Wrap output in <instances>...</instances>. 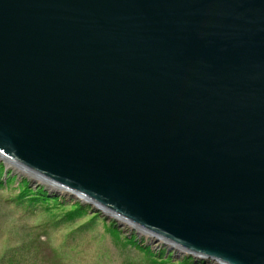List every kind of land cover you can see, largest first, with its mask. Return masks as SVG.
Listing matches in <instances>:
<instances>
[{
	"label": "water",
	"instance_id": "water-1",
	"mask_svg": "<svg viewBox=\"0 0 264 264\" xmlns=\"http://www.w3.org/2000/svg\"><path fill=\"white\" fill-rule=\"evenodd\" d=\"M0 154L195 256L264 264V0H0Z\"/></svg>",
	"mask_w": 264,
	"mask_h": 264
},
{
	"label": "rangeland",
	"instance_id": "rangeland-1",
	"mask_svg": "<svg viewBox=\"0 0 264 264\" xmlns=\"http://www.w3.org/2000/svg\"><path fill=\"white\" fill-rule=\"evenodd\" d=\"M0 162L4 165L1 176L4 183L6 178L16 177L9 181V185H0V264H172L159 257L153 261L154 257L149 256L145 249L126 243L124 234L128 237L135 235L138 242L151 246L155 253H170L173 261L188 257L194 264H219L208 257L176 250L166 241L161 244L152 242L145 234L95 209L82 200L83 197L57 192L67 202L55 210L20 203L16 197L21 179L26 178L35 189L42 185L51 193H54V189L33 181L30 175L12 168L4 159L0 158ZM73 200L91 205V209L81 218L66 221L63 216L71 209ZM93 212H99L101 218L92 219ZM111 222L121 230L118 237L108 231Z\"/></svg>",
	"mask_w": 264,
	"mask_h": 264
},
{
	"label": "trees",
	"instance_id": "trees-1",
	"mask_svg": "<svg viewBox=\"0 0 264 264\" xmlns=\"http://www.w3.org/2000/svg\"><path fill=\"white\" fill-rule=\"evenodd\" d=\"M4 174V165L0 162V185H4L7 186L10 184L11 181H13L14 178L16 177H8L6 178L4 183V180H1V176ZM9 174V172H8ZM10 176V175H9ZM10 181V182H9ZM44 184V183H43ZM46 185V184H45ZM48 186V185H47ZM18 188H19V193L16 197V200H18L20 203H28L29 206L31 207H37V206H41L44 207V210H55V208L58 207H63L64 203L67 202L62 196H60L59 194H57V190H54V193L50 192L44 185L37 187V189H35L34 187L31 186L30 181H28L26 178L21 179L18 182ZM49 188V186H48ZM65 195V194H63ZM40 204V205H38ZM91 209V205H85L82 202L78 201H72L71 203V209L63 216L65 218V220H75L76 218H81L83 217L85 214H87V212ZM93 218L92 219H100L101 217L99 216V212H93ZM60 221H65L64 219H59ZM102 220H105V218H102ZM92 221V220H91ZM108 231L111 234H115V236H119L121 233V230L113 223H109V226L107 227ZM125 236V241L126 243H130L133 244L135 246H140L141 249H145L148 253L149 256L154 257L153 261L158 260V257L160 258V260H164V261H168L172 264H194L192 262H190L191 260H189L190 258H184V259H177V261H173L171 254L169 253L167 255V253L165 251H161L159 253H155L152 249L151 246L149 245H142L140 242H138V240L136 239L135 235H131V236H127L126 234H124ZM188 259V260H187ZM203 264V263H201Z\"/></svg>",
	"mask_w": 264,
	"mask_h": 264
},
{
	"label": "bare ground",
	"instance_id": "bare-ground-1",
	"mask_svg": "<svg viewBox=\"0 0 264 264\" xmlns=\"http://www.w3.org/2000/svg\"><path fill=\"white\" fill-rule=\"evenodd\" d=\"M0 158H2V159H4L6 162H7V164H9L12 168H15L16 170H18L19 172H21L22 174H27V175H30V178L33 180V181H37V182H39V183H44V184H46V185H48L49 186V188H51V189H54V190H57V191H59V192H66V193H68L69 195H72V196H75L76 195V197L77 196H80V197H83L82 195H79L78 193H76L74 190H72V189H70V188H68V187H66V186H62V185H60V184H58V183H51V182H48L47 180H45L44 178H42V177H40V176H38V175H36V174H33L32 172H29V171H26L24 168H22V167H20L19 165H17V164H14V163H12L11 161H9V160H7V159H5L4 157H2V155L0 154ZM82 200L84 199L85 201H87V199L85 198V197H83V198H81ZM91 204V203H90ZM91 205H93L94 207H95V209L97 208V205H95L93 202H92V204ZM98 209V208H97ZM104 211V210H103ZM103 213H105V214H107L108 216H112L113 214H111V213H109V212H106V211H104ZM119 221H121V223L122 224H124V225H128V226H130V227H132V228H134V230H137V231H139V233H141V234H145L146 235V237H149L150 238V240L152 241V242H155V243H166L167 242V244L168 245H170V246H172L173 248H176V250H180V251H186L184 248H182V247H179L177 244L176 245H174L173 243H172V241H169V240H167V239H165L164 237H162V236H160V235H158V234H155V233H153V232H151V231H146V230H144V229H139L138 227H136V226H133V222H131L130 220H128V219H126V218H124V217H121L120 216V219H119ZM166 241V242H165ZM151 244V243H150ZM152 245V244H151ZM198 254V253H197ZM213 261V260H212Z\"/></svg>",
	"mask_w": 264,
	"mask_h": 264
}]
</instances>
